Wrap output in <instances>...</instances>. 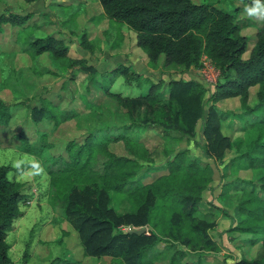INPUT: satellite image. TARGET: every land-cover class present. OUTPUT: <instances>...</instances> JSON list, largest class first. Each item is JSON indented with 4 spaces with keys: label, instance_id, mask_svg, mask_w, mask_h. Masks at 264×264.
<instances>
[{
    "label": "trees",
    "instance_id": "16d2710c",
    "mask_svg": "<svg viewBox=\"0 0 264 264\" xmlns=\"http://www.w3.org/2000/svg\"><path fill=\"white\" fill-rule=\"evenodd\" d=\"M97 2L104 16L134 33L135 46L143 50L151 69L196 67L205 55L218 70L213 90L206 92L194 76L153 82L117 64L107 71L105 84L96 83L92 69L84 95L74 83L68 102L38 94L32 104L18 87L21 78L16 75L19 83L0 82L13 97L9 102L0 99V145L48 158L47 203L75 232L83 258L102 259L105 264H202L218 251L208 231L222 215L229 221V231L245 236L236 239L242 245L259 243L254 256L241 249L232 264H264V20L249 42L251 36L242 32L247 22L212 3ZM31 18V13L0 14V31L3 25L14 28L24 43L20 52L30 60L47 55L60 70L70 69L67 82L72 83L75 72L84 69V60L70 57L69 45L60 36L29 37ZM79 44L90 49L84 33ZM118 77L125 86L138 87L142 78L149 84L144 92L122 94L111 88ZM65 86L64 81L61 87ZM101 97L106 104L100 103ZM233 98L239 112L232 116L250 140L229 159L228 167L249 176H234L221 184L218 198L224 203L235 193L221 208L204 193L212 181L209 163L221 160L232 145L221 130L217 103ZM146 129L162 142L160 165L154 164L139 137ZM189 139L200 156L179 147ZM9 170L0 165V264H13L5 236L25 197L20 184L8 178ZM142 226L145 233L128 232ZM70 264L81 262L72 258Z\"/></svg>",
    "mask_w": 264,
    "mask_h": 264
},
{
    "label": "rangeland",
    "instance_id": "374dc122",
    "mask_svg": "<svg viewBox=\"0 0 264 264\" xmlns=\"http://www.w3.org/2000/svg\"><path fill=\"white\" fill-rule=\"evenodd\" d=\"M192 1L196 3H212L225 11L236 14L239 20H245L248 26L244 25L242 32L243 34L251 36L249 42L252 40L251 33L253 32L254 28L259 26L262 21L256 18H250L245 13L244 9L246 6L251 4V0L250 2H247L248 0ZM235 8H240V11L237 12V9L235 10ZM30 11L32 12V18L31 20L27 21V23L32 27V30L30 31L29 37H43L46 34L60 36L64 38L67 45H69V56L84 60V69L81 68L77 70L74 74V82L72 81V83H69L67 81L70 69H66L65 71L60 70L59 65L49 59L45 54L40 55L36 59L30 60L25 53L20 52V48L24 46V43L21 41V36H17L14 33V28L9 27L8 25H3L2 31H0V82H2L3 85L4 83L10 82L11 79H14V82L19 83L18 77L15 78V76H20L21 82L18 87L20 89L22 88L24 96L27 97L26 101L32 104L37 103L35 97L38 94L45 95L49 99H55L57 96H60L64 98L66 102H68L71 100V84L73 85L74 83L77 90L84 95V87L86 85L90 87V84L87 81L88 77L93 71L95 73L92 76L94 77L96 83L105 84L108 76V70L106 68L108 66H115L117 64L115 63L117 59H113L111 56L103 54V52L110 48L109 44H112L111 49L113 50V53H117L118 47H120L122 44V40L124 43L126 42V44L131 41V32L128 33L126 30H124L126 26L123 23L104 16L103 13L100 12L101 10L97 0H34V2L30 4H25L23 0H0V14H5L7 12L24 14ZM82 33H84L85 38L90 44V49L86 50L80 47L79 37ZM203 61L204 59L201 57V59L198 60V66L199 63H202ZM19 68L21 70L20 75L17 74ZM180 68L182 69V72H190L189 74L192 75L196 73L192 69L194 67ZM174 74L177 75V73ZM178 75L171 77L178 78ZM141 80L142 81L138 87H136V92L137 90L138 92H144L149 84V80L143 78ZM64 81L66 86L61 87ZM134 90L135 87L133 90L129 91V94L132 92L135 93ZM253 91L254 88H250L249 94L251 95ZM0 99L6 102H9L13 99L11 89L8 86H0ZM105 102L106 99L101 97L100 103L104 105L106 104ZM79 103L80 101H74L73 104L78 106ZM217 109H219L221 112V130L223 133L229 136L232 145L221 160L214 161V163H209L212 176L210 187H213L215 190V195L212 198L207 197L206 199L212 203L217 201V203H214L215 205L225 208L228 206L226 201L234 198L235 193L230 194L229 197L231 198L226 199L224 203L223 199L221 200L218 198L221 184L234 176H238L240 178H247L249 176V173L244 170H240L239 172H233L230 170L228 167L229 159L246 146L247 141L250 140V136L248 137L246 132L240 130V122L238 121V118L232 116V112H239L237 99H229L224 104L218 102ZM71 127L73 128L72 125ZM139 137L140 139L144 140L154 164L160 165L163 161V156L160 152L162 142L159 137L151 129L142 131L139 134ZM196 139H198V137H195V140ZM238 144L239 146H237ZM179 147H187L190 151V154L192 155L200 156L201 154L200 150L193 145V139H189V142L182 141L179 143ZM47 159H41L35 155L20 152L19 150L9 146L4 147V144L1 143L0 165H7L9 167L10 170L7 176L11 180L15 179L16 182L20 184V190L22 191L21 193L25 196L24 199L33 198L35 200L32 201L34 202L33 204L29 205L23 204L21 201L18 203V212L20 213L22 210H26V215L18 220V226L17 224H14L16 233L13 232V229L7 231L6 241L9 244L15 241L13 244L20 247V244H29L37 238L45 243V248L49 252H54L53 249H55L56 255L50 260L52 264H70L72 258L70 257L69 253H66L65 249L61 248L62 245L55 241L58 239L59 234L54 235L50 230L46 231L45 228V224L47 223L46 221L50 218L53 222H56V224L58 223L60 227L67 229L70 232V234L65 237L69 246L78 242L76 234L70 225H68L66 221L61 220L60 216L47 203V174L45 172V166L49 163V160ZM37 164L39 167L34 166ZM235 167L238 166L236 165ZM33 188L35 189V195L29 196L30 190L34 192ZM40 197L45 198L46 202L44 200L41 203L42 206L38 207L40 208L41 213H45L49 218L47 216L38 219L36 218L35 224L29 232L27 224L31 218H29L28 212L30 209L36 210L35 205H38ZM17 217L18 216H16L14 219H18ZM219 217H221V220L218 219V222H221V224H225L227 222V219L224 218L225 216L221 215ZM222 217L224 219H222ZM14 219L12 222L15 221ZM216 225L208 231V235L218 245V251L214 253V255L220 256L222 258L223 261H221L220 264H225V262L233 263V256L236 258L238 253L240 254V252L235 253L232 246H237L236 249L238 247L241 249H247L249 253L248 256L250 257L256 254L257 251L255 248L259 247V243H257L255 246H251V248H246L244 245L241 247L235 236L233 234L230 235V233L221 240L219 233L214 230ZM228 227L229 224L226 225L225 230L228 231ZM127 228V226L120 227V229L123 230ZM156 246L160 247V244ZM76 256L78 258L80 257V255L77 253ZM214 258L215 259L209 260L204 264H218V260L216 257ZM54 260H56V262H54ZM80 261L81 264H105V260L102 259L94 261L92 258H81ZM18 264H20V262Z\"/></svg>",
    "mask_w": 264,
    "mask_h": 264
},
{
    "label": "crops",
    "instance_id": "0c3cea01",
    "mask_svg": "<svg viewBox=\"0 0 264 264\" xmlns=\"http://www.w3.org/2000/svg\"><path fill=\"white\" fill-rule=\"evenodd\" d=\"M100 10H101V8H100ZM100 12H102V10ZM28 13H32V12L30 11ZM124 30H126L128 33L131 32V41L126 44V42L124 43V41L122 40V44L120 45V47H118L117 53H113V50L111 49L112 44L111 45L109 44V47L110 48H108L107 50H105L103 52V54L109 55L113 59H117L115 61V63H117V64H123L125 66H128L131 70H133L134 72H136V73H138L140 75H143L144 76L145 74H155V77H159L160 78V81H162L163 83H165L169 78L174 79V77H171V76H177L178 74H180L178 76H182V77L184 76L185 79L187 78V75H189L190 72L189 73H187L185 71L182 72L181 71L182 69L180 68V66L168 65V66L163 67V68L162 67H159V68L151 69L147 65L146 55L143 52V50L140 49L139 47L135 46V43H134V33L130 29H128L127 27H125ZM124 30H123V33H124ZM97 39H99V38H97ZM113 67L114 66H108L106 69L107 70H110ZM102 68H104V67H102ZM174 73H177V75H175ZM185 75H186V77H185ZM150 80L153 81V82H155V80H152V79H150ZM111 88L113 90L120 91L122 94H129V91L130 90H133L134 85L132 86V84H130L128 86H125L123 84V82H122V79L120 77H118V78H116L114 80ZM134 92L136 94L138 93V90L136 92V87H135ZM139 92H141V91H139ZM135 93L132 92L130 95H135ZM227 100H229V99H225V100L221 101V103L224 104V103L227 102ZM231 100H235V99L233 98ZM14 181L16 182L15 179H14ZM214 195H215V190L213 189V187H210L204 193V197L205 198H207V197L212 198V197H214ZM44 200H45V198L40 197L39 198V201H38V205H35L36 210L35 209H30L29 212H28L29 218H31L29 220L28 224H27V228H28V231L29 232L33 228V225L35 224L36 218L38 219V218H41V217H44V216L45 217L46 216L48 217V215H46L45 213L44 214L41 213V210L39 208V207L42 206L41 203ZM32 201H35V200L33 198L32 199L25 198L21 202L23 204H28L29 205V204H33L34 203ZM45 202H46V200H45ZM214 203H217V201H214ZM17 212H18V210H17ZM25 215H26V210H22L20 213L18 212L17 215H16V216H18L17 217L18 219H14L16 216L13 218L15 220L14 222H12L13 221V219H12L11 226H10L9 230H7V231H10V230L13 229L14 230L13 232H15V229H14L15 228V225L14 224H17V226H18L19 225L17 223L18 220L21 217H24ZM224 218L222 217V219H224ZM218 219L221 220V217L218 216V218L216 219L217 225H216V227H215L214 230H216L217 233H219L221 240L224 239V237L226 235L228 236L229 233H230V235L233 234L236 239H241V238L245 237L243 235L235 234V232H233V231H229V230L227 231V230H225L226 229V225L229 224V221L226 220L227 222L225 224H221V222H218L219 221ZM46 222H47L45 224L46 231H49L50 230L54 235L59 234L58 239H56L55 241L59 242V244L62 245L61 248H64L65 251H66V253H69V255H70L71 258L80 261L81 258H83V257L81 256V250H80V247H79L78 242L76 244H72L71 246H69L67 244V241H66V238L65 237H67L70 234V232L67 229H63L62 227H60L58 223L56 224V222H53L52 219H50V218L47 219ZM48 223L49 224H54V225H49ZM50 226H52V227H50ZM6 238H7V234L5 236V241H6ZM14 242L15 241H13V242H11V244H9L6 241V243L8 244L7 255L10 258V260L12 261L13 264H18L19 262H20V264H49L50 263V260L53 259L55 257V255H56L55 249H53L54 252H49L45 248L46 247L45 246V243L43 241H40L37 238L35 240H33V242H30L29 244H26V245L21 242L22 245L20 244V247L19 246H15L13 244ZM239 245L241 246L242 245V242H239ZM236 247L232 246V248L235 251V253L236 252L237 253L240 252L241 251V248L238 247L236 249ZM249 250H251V249H249ZM255 250H257V248H255ZM23 253L26 254V256H25L24 259H23V256H22ZM76 253L80 255L79 258L76 256ZM238 256H239V253H238ZM214 257H216V259L218 260L217 261L218 264H220V262L223 261L220 256L214 255L213 257L208 256L207 258H205L203 260L202 264L206 263L209 260L215 259ZM233 257L235 259V256H233ZM225 264H232V263L231 262H225Z\"/></svg>",
    "mask_w": 264,
    "mask_h": 264
},
{
    "label": "built area",
    "instance_id": "2783aa9c",
    "mask_svg": "<svg viewBox=\"0 0 264 264\" xmlns=\"http://www.w3.org/2000/svg\"><path fill=\"white\" fill-rule=\"evenodd\" d=\"M201 57L204 59V61L202 63H199L198 67H194L192 68L194 70L193 75L189 74L187 75V77L189 76H194L197 79H199L201 81V83L203 84V86L205 87L206 92H211L215 86V83L217 81V77H218V70L214 67V65L206 58L205 55H201ZM199 59V60H200ZM147 78H150L152 80L158 81L160 80L159 77H155V74H145L144 75ZM184 78V76H178V78ZM186 77V75H185ZM34 189V188H33ZM35 195V189L34 192L32 190L29 191V196H34Z\"/></svg>",
    "mask_w": 264,
    "mask_h": 264
},
{
    "label": "clouds",
    "instance_id": "9594fccd",
    "mask_svg": "<svg viewBox=\"0 0 264 264\" xmlns=\"http://www.w3.org/2000/svg\"><path fill=\"white\" fill-rule=\"evenodd\" d=\"M244 11L250 18L264 20V4L261 3V0H251V4L246 6ZM34 166L39 167L38 164Z\"/></svg>",
    "mask_w": 264,
    "mask_h": 264
},
{
    "label": "water",
    "instance_id": "95a60500",
    "mask_svg": "<svg viewBox=\"0 0 264 264\" xmlns=\"http://www.w3.org/2000/svg\"><path fill=\"white\" fill-rule=\"evenodd\" d=\"M145 231H146V227L145 226L138 227L136 229L128 230L129 233H133V234H141V233H145Z\"/></svg>",
    "mask_w": 264,
    "mask_h": 264
}]
</instances>
